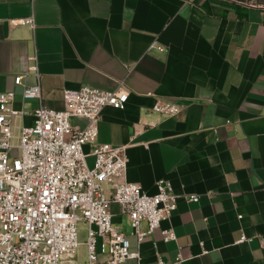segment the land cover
<instances>
[{"label":"crops","instance_id":"0c3cea01","mask_svg":"<svg viewBox=\"0 0 264 264\" xmlns=\"http://www.w3.org/2000/svg\"><path fill=\"white\" fill-rule=\"evenodd\" d=\"M31 15L34 27L14 22ZM33 55L48 107L64 108L65 88L128 91L124 108H103L97 141L127 145L128 181L153 194L164 178L180 195L161 224L175 230L169 241L158 228L139 244L127 214L111 204L142 264H264V8L233 0H0V91H14L12 105L24 111L14 119L17 135L41 102L24 99L15 82H37ZM158 98L180 112H155ZM99 258L104 264L107 254Z\"/></svg>","mask_w":264,"mask_h":264},{"label":"built area","instance_id":"2783aa9c","mask_svg":"<svg viewBox=\"0 0 264 264\" xmlns=\"http://www.w3.org/2000/svg\"><path fill=\"white\" fill-rule=\"evenodd\" d=\"M233 1L264 8V0ZM14 22L35 26L33 15ZM154 46L162 48L156 41ZM30 59L37 82L23 83V75L16 76L15 82L23 84L24 99L41 101L37 57ZM128 98V91L120 87L65 88L63 109L41 101L33 111L34 123L23 125L17 135L14 119L24 111L13 107L14 91H0V264H82L76 258L80 221L87 224V264H102L100 254H107L104 264H123L132 258L142 264L140 252L131 251L127 233L115 224L111 204L121 206L130 233L141 244L170 218L180 195L164 178L157 180L153 194L128 181L127 145L97 141L103 108H124ZM153 110L171 116L181 107L158 98ZM72 117L86 118L87 124L73 125ZM85 144L92 146L89 153ZM161 234L165 241L176 238L172 227L161 228ZM157 264L166 263L159 258Z\"/></svg>","mask_w":264,"mask_h":264},{"label":"rangeland","instance_id":"374dc122","mask_svg":"<svg viewBox=\"0 0 264 264\" xmlns=\"http://www.w3.org/2000/svg\"><path fill=\"white\" fill-rule=\"evenodd\" d=\"M16 152H17V150L13 149L11 151V154L15 155ZM86 232H87V224L83 221H80V223H79V237H78L79 245H78L77 252H76V258L81 263H84V264H85V262H87V247H86V243H85V240L87 238Z\"/></svg>","mask_w":264,"mask_h":264}]
</instances>
